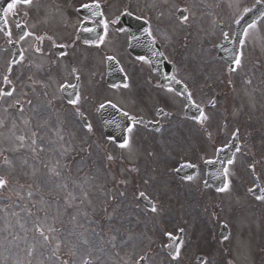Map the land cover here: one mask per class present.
I'll return each mask as SVG.
<instances>
[{"label":"rangeland","instance_id":"rangeland-1","mask_svg":"<svg viewBox=\"0 0 264 264\" xmlns=\"http://www.w3.org/2000/svg\"><path fill=\"white\" fill-rule=\"evenodd\" d=\"M114 1L120 6L126 0ZM131 1L135 9L143 4L146 14L162 22L157 34L170 58L193 73L202 67L213 72L201 78L207 82L221 70L210 44L218 37L211 17L227 25L241 2L247 6L253 0ZM179 8L187 12L182 22L176 15ZM253 25L240 48L241 67L224 82L225 96L216 106H226L230 117L243 126L237 156L229 165L228 187L220 192L200 189L198 175L176 182L165 173L180 148L170 125H165V134L135 125L127 145L118 147L102 139L98 124L89 134L68 132L70 125L46 88L35 89L30 101L23 98L18 112L7 99L0 110V168L6 165L13 174L20 169V176L37 189L11 183L0 187V253H5V241L14 244L21 238L22 256L31 247L36 264H82L84 259L92 264H135L141 255L146 264H187L200 246H207L209 225L201 220L213 211L217 221L226 220L229 234L218 246L217 257L207 253L204 264H225L222 255L232 256L229 245L237 247L254 237L252 257H236L237 264H264L254 254L264 238V196L249 199L259 228L252 237L251 217L237 214L243 208L241 200L227 194L239 192L235 178L248 174L246 165L252 161V171L264 186V159L259 156L264 148V15ZM138 191L154 200L155 211L140 204ZM181 226L184 239L177 254L170 256L164 252L163 234ZM13 234L15 238L6 239ZM243 251L238 249L240 256Z\"/></svg>","mask_w":264,"mask_h":264},{"label":"flooded vegetation","instance_id":"flooded-vegetation-1","mask_svg":"<svg viewBox=\"0 0 264 264\" xmlns=\"http://www.w3.org/2000/svg\"><path fill=\"white\" fill-rule=\"evenodd\" d=\"M12 2L0 0V109L7 99L15 100L20 109L24 97L46 88L62 114L75 119L82 129L80 121L96 119L102 102L128 101L127 110L147 130L165 134V125L173 127L178 146L189 151L199 166L227 142L224 131L229 112L226 106L221 112L216 110L211 84L201 80L213 72L202 67L193 73L175 63L174 75L185 84L191 101L201 107L199 113L188 109L185 94L163 87L147 60L128 52L129 25L119 23L114 0H31L30 4L18 0L14 9L6 11ZM91 3L93 6L84 11L78 10ZM12 48L16 58L11 64ZM162 49L168 54L164 41ZM111 59L117 62L124 84H106L107 61ZM109 65L115 66L113 62ZM220 92L218 100L225 96L224 90ZM225 118L221 132H215V126Z\"/></svg>","mask_w":264,"mask_h":264},{"label":"snow or ice","instance_id":"snow-or-ice-1","mask_svg":"<svg viewBox=\"0 0 264 264\" xmlns=\"http://www.w3.org/2000/svg\"><path fill=\"white\" fill-rule=\"evenodd\" d=\"M17 2H18V0H13V2L10 3V4L8 5V9H7L6 11H11L12 9H14L15 6H16V3H17ZM22 2H23L24 4H30V3H31V0H22ZM185 19H186V17H185ZM149 34H151V33H149ZM241 44H243V41H241ZM240 63H241L240 58L237 57V59L235 60V64H236V65H239ZM233 70H235V69H233ZM75 102H76V101H72V103H75ZM90 127H91V126L89 125V129H90ZM126 145H127V141H125V143L122 144L121 147H124V146H126ZM109 159H111V157H109ZM229 163H231V161H229ZM57 174H58V173H57ZM4 185H5V181H4L3 179H0V187H3ZM227 187H228V185L225 184V185H224V188H222L221 191L227 189ZM31 195H32V193L30 192V193H29V196H31ZM153 211H155V208H153ZM45 239H48V237L45 236ZM85 243H87V241H85Z\"/></svg>","mask_w":264,"mask_h":264},{"label":"water","instance_id":"water-1","mask_svg":"<svg viewBox=\"0 0 264 264\" xmlns=\"http://www.w3.org/2000/svg\"><path fill=\"white\" fill-rule=\"evenodd\" d=\"M258 8H260V6H259ZM261 9H262V7H261ZM262 10H263V9H262ZM262 10H261V11H262ZM261 11H260V9H259V12H257L256 14H252V13H250V14H249L250 16L248 15L249 17L247 16L246 18H243V19L239 22V23H240V25H239L240 28L243 27L244 25H246V23H248V21H250V19H253V18L257 17V16L260 14ZM247 13H248V12H247ZM239 30H240V29H238V31H239ZM238 31H237V32H238Z\"/></svg>","mask_w":264,"mask_h":264}]
</instances>
